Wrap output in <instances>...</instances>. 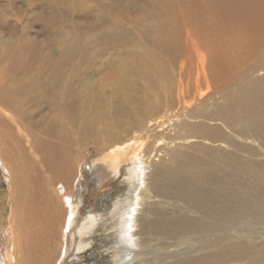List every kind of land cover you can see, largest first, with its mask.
<instances>
[{
  "label": "bare ground",
  "instance_id": "1",
  "mask_svg": "<svg viewBox=\"0 0 264 264\" xmlns=\"http://www.w3.org/2000/svg\"><path fill=\"white\" fill-rule=\"evenodd\" d=\"M179 1L197 3L192 22L183 29L174 31L173 27L170 32L174 46L168 49L173 57L179 55L180 36L185 40V69H180L186 75V85L177 87L172 100L149 101L132 114L128 124L112 119L111 126L106 125L100 149L105 154H100L93 165L90 163L96 176L100 178L106 167L111 171V180L119 176L124 180L122 174L134 173L138 183L131 186L132 193L124 201H117L115 190L110 192L116 197L107 212L110 216L100 209L101 214L92 210L86 217L83 209L78 210L79 204L71 205L68 198L85 162L78 152L80 144L59 143L69 139L72 126L69 123L65 130L57 128L58 136H51L53 131L47 134L43 123L35 119L37 113L41 114L39 105L32 107L35 101L29 98L33 83L24 84L32 80V64L39 60L35 57L30 61L35 49L25 30L34 14L25 10L26 5L23 8L14 4L11 18L13 12L7 13L6 5L1 4L0 29L4 31H0V55L5 57L0 58V184L7 207L4 203L0 206V244L7 249L0 264H81L79 252L93 245L88 242L92 237L87 235L76 242L74 259L65 263L67 233L83 235L101 228L113 232L102 235L106 242L100 245L99 264L203 263L201 250L207 240L205 234L197 237V232H192L196 221L190 213L192 204L205 205L196 196L206 194L202 182L213 178L193 168L187 150L202 141V137L195 139L202 127L206 131L214 128L217 136L223 131L224 137H238L241 129H256L252 122L243 123L230 113L248 103L256 104L260 95L264 97V0ZM12 4L13 0L7 5ZM35 14L42 17L40 11ZM44 24L40 23L41 35L48 29ZM197 42L204 51H199ZM248 61L251 70L259 72L242 88L252 93L244 97L243 103L236 95L228 97L232 92L227 86L239 82L244 75L241 68ZM176 82L183 84L181 76ZM216 98L226 100L219 107L207 109L206 117L193 124V105H202L205 100L212 103ZM238 139L246 141L245 137ZM235 144L239 148V142ZM165 167L169 169L166 174ZM31 169L37 170L41 180L29 175ZM227 194L232 197L230 191ZM195 238H201L198 244L192 242Z\"/></svg>",
  "mask_w": 264,
  "mask_h": 264
},
{
  "label": "rangeland",
  "instance_id": "2",
  "mask_svg": "<svg viewBox=\"0 0 264 264\" xmlns=\"http://www.w3.org/2000/svg\"><path fill=\"white\" fill-rule=\"evenodd\" d=\"M9 1L0 0V6L6 5L7 13L15 10L14 4H21L34 14L25 30L35 49L30 61L35 57L39 60L32 64V80L24 84L33 83L29 98L35 101L32 107L39 105L41 113H37L35 119L43 123L47 134L53 131L51 136H58L57 128L62 126L65 130L70 123L69 139L59 140V143L66 146L80 144L78 152L85 158V165L80 168L68 197L71 205L78 203V210L83 209L85 217L92 210L96 214L102 211L107 214L116 197L119 202L126 200L132 193L130 189L137 186L138 179L136 174L130 173L122 174L124 180L120 176L111 180V171L106 167L100 178L96 176L92 165L100 154H105L100 151L106 137L103 134L107 130L105 127L111 126L112 119L128 124L132 114L149 101L172 100L170 98H175L177 87L186 85V75L183 76L184 70L180 69L181 66L185 69V40L180 36L179 55L173 57L168 49L174 46L170 32L173 27L174 31L183 29V25L192 22L197 3L179 0H13L12 5H7ZM38 11L42 17L35 14ZM5 19L10 21L8 17ZM209 19L210 13L207 26ZM41 22H45L48 28L43 35L40 34ZM16 23L21 25V22ZM2 37L5 39L6 34ZM197 45L202 52L199 42ZM4 57L0 55V58ZM251 67V61L246 62L241 68L244 75L239 82L227 86L232 92L228 97L236 95L237 100L244 103V97L252 94L242 89L249 79L258 76L259 71L251 70ZM179 76L183 84H177ZM259 97L261 100L256 104L248 103L230 113L243 123L252 122L257 126L256 129L239 130L238 137H245L246 141L237 136L224 137L223 131L217 136L214 128L206 131L202 127V131L196 134L199 137L195 138L202 137V141L192 139L196 143L187 150L193 168L207 172L213 178L202 182L208 193L196 196L205 205L192 204L190 213L196 221L192 232H197V237L205 234L207 240L201 250L203 263L196 261L194 264H264V97ZM225 100L216 98L212 103L205 100L202 105H193V124L206 117L207 109L219 107ZM96 113H100L97 118ZM236 142H239V148L235 146ZM168 171V167L163 169L164 174ZM29 175L39 178L35 169H31ZM29 182L35 183L31 179ZM1 187L0 184V206L4 203L7 207L5 191L2 200ZM114 190L116 197L110 193ZM229 191L232 197L227 194ZM111 232L113 229L103 231L101 228L83 234L85 236L67 233L68 252L64 262L74 259L77 243L88 235L92 237L88 242L93 245L79 252L82 259L78 262L99 264L100 245L106 242L102 235ZM200 240L195 238L192 242L198 244ZM6 249L1 243L0 261L6 257Z\"/></svg>",
  "mask_w": 264,
  "mask_h": 264
}]
</instances>
